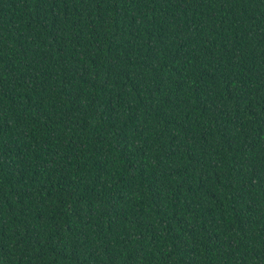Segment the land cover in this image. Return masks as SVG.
I'll return each instance as SVG.
<instances>
[{"label": "trees", "instance_id": "obj_1", "mask_svg": "<svg viewBox=\"0 0 264 264\" xmlns=\"http://www.w3.org/2000/svg\"><path fill=\"white\" fill-rule=\"evenodd\" d=\"M0 264H264V0H0Z\"/></svg>", "mask_w": 264, "mask_h": 264}]
</instances>
